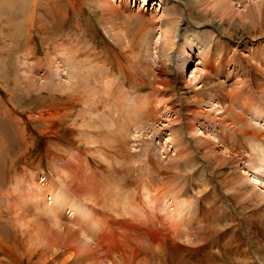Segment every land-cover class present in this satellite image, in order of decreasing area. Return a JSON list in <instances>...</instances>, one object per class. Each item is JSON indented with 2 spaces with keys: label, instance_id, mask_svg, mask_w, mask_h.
Listing matches in <instances>:
<instances>
[{
  "label": "rangeland",
  "instance_id": "rangeland-1",
  "mask_svg": "<svg viewBox=\"0 0 264 264\" xmlns=\"http://www.w3.org/2000/svg\"><path fill=\"white\" fill-rule=\"evenodd\" d=\"M162 1L0 0V264H264V0Z\"/></svg>",
  "mask_w": 264,
  "mask_h": 264
},
{
  "label": "bare ground",
  "instance_id": "bare-ground-1",
  "mask_svg": "<svg viewBox=\"0 0 264 264\" xmlns=\"http://www.w3.org/2000/svg\"><path fill=\"white\" fill-rule=\"evenodd\" d=\"M159 2L162 3V2H164V1L159 0ZM192 33H193V35L196 34L194 31H192ZM159 41H160V39H157L154 43L158 44ZM196 44H197V45H198V44L200 45L201 43H196ZM156 47H157V46H156ZM198 47H199V46H198ZM200 49H201V48H200ZM62 59H63V58H62ZM62 59L59 58V63H58L59 65H61V62H63ZM172 59H173V57H172V58L170 57V58H169V62H171ZM64 65H65V64H64ZM200 66H201V65L197 64L195 70H194L193 73H192L193 75H194V74L197 75V74L199 73V71H200ZM60 67H62V66H60ZM57 68H58V67H57ZM56 71H57V72H56L55 74L58 75V69H56ZM183 71H184V70H183ZM107 80H108V84H109L111 81L109 82V78H108ZM103 82H104V81H103ZM106 82H107V81H106ZM104 83H105V82H104ZM104 83H102V84H104ZM120 85H121L120 83H119V85H118V83L116 82V80L113 79L112 83H111L110 85H108V87H109L111 90H115L116 93H117V95H118V93L121 94L120 98H119L117 101L121 104V106H120L121 108L125 107V108H123V109L127 110V107H126L125 105H123V99L121 98L122 96H123V97H126L127 95H126L125 92H123V89H122V87H121ZM105 86L107 87L106 84H105ZM109 88H108V89H109ZM103 89H104V88H103ZM110 89H109V93L111 92ZM105 90H106V89H105ZM107 91H108V90H107ZM115 91H114V92H115ZM112 92H113V91H112ZM104 93H105V92H104ZM116 93H115V94H116ZM111 94H113V93H111ZM111 94H110V95H111ZM106 95H107V94H106ZM115 96H116V95H115ZM116 97H118V96H116ZM138 99H139V98H138ZM115 100H116V98H115ZM118 102H117V103H118ZM102 105H103V104H102ZM146 105H147V104H146ZM146 105H145V106H146ZM148 105H149V104H148ZM148 105H147V106H148ZM131 106L133 107L134 104H131ZM136 106H138V105H136ZM128 110H129V109H128ZM130 110H131V108H130ZM130 110H129V111H130ZM130 112H131V111H130ZM103 116H105V115H103ZM128 118H130V117H128ZM125 119H126V117H125ZM141 119H142V117L138 116V117L136 118V120H135L134 118H130L129 121H130L131 123H132V121H133V123L135 124V123H137V120L140 121ZM101 120H104V119H101ZM105 120H107L106 117H105ZM127 120H128V119H127ZM237 121H238V120H237ZM101 122H102V121H101ZM135 125H136V124H135ZM139 125H140V124H139ZM137 126H138V124H137ZM136 135H139V134H136ZM136 137H139V136H136ZM214 139H215L214 141L218 142V139H216V137H214ZM258 156H259V155H258ZM260 156H261V157H260ZM260 156H259V158H258V159H260V160H259V163H258L259 165L257 166V168H258V167H261V164H262V162H263V160H264V158L262 157L263 155H260ZM176 165H177V164H176ZM259 169H260V168H259ZM257 170H258V169H256V170L254 171V173H253L252 176H253L254 180L256 181V184H258V185H261V184H262V185H263V188H264V182H263V181L260 182V181H259V178H257V177L255 176ZM41 178L44 179L45 176L42 175ZM127 182H128V181H126V183H127ZM122 198H123V197H122ZM53 201H54V200H53ZM57 205H59V204H57ZM133 217H134V216H133Z\"/></svg>",
  "mask_w": 264,
  "mask_h": 264
}]
</instances>
